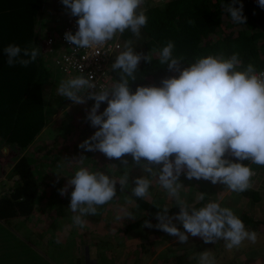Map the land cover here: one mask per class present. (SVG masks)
I'll use <instances>...</instances> for the list:
<instances>
[{
    "label": "clouds",
    "instance_id": "obj_1",
    "mask_svg": "<svg viewBox=\"0 0 264 264\" xmlns=\"http://www.w3.org/2000/svg\"><path fill=\"white\" fill-rule=\"evenodd\" d=\"M146 1L153 2L61 0L70 10L65 15V23L69 13L78 18L77 30L74 34L65 32L64 39L78 49L100 48L126 30L139 39L141 29L148 23L147 9L141 7ZM258 5L264 8V0H258ZM222 7L233 23L246 22L239 0L222 3ZM38 22L37 27L43 33L41 38H52V32L58 30L57 27L43 30L41 16ZM49 44L51 47L53 38ZM174 48V42L168 41L158 53L159 63L178 75L162 78L159 86L138 85L134 92L131 90L130 81H136L140 62L150 63L152 59L151 55L136 51L132 40L124 42L123 51L111 65L118 74V80L111 87L100 85L98 88L93 73L83 75V66L80 75L60 81L58 96L73 104L94 101L85 118L97 130L78 144V148L99 151L110 160H119L120 167L116 164L112 167L122 174L113 178L99 169L92 171L81 166L58 190L59 194L68 195V189H72L68 206L73 214L71 221L82 229L86 226V217L96 215L98 206L117 196V184L121 191L130 186V170L137 167L143 174L131 177L135 185L131 187L132 196L149 197L155 181L179 209L178 213L169 215L170 208L163 207L155 213L157 223L153 225L145 220V227H155L182 244L188 242L189 236L199 237L205 244L222 240L229 251L238 249L244 241L255 244L258 233L247 230L232 209L216 201L199 208L189 205L181 197L185 186L180 177L203 179L213 185L219 183L236 193L251 188L255 173L241 161L264 166V70L257 71L252 63L245 65L236 52L227 57L223 53L197 57L182 67L185 60L173 55ZM4 53L8 66L27 67L40 56L41 49L35 44L24 48L9 44ZM102 103L107 106L100 111ZM8 151V146L0 147L4 155ZM127 156L131 157V164ZM65 159L83 165L87 158L81 154L78 158ZM205 196L200 192L197 200L204 201ZM124 219L136 217L122 208L115 220ZM198 264H216V260L205 250L199 254Z\"/></svg>",
    "mask_w": 264,
    "mask_h": 264
},
{
    "label": "trees",
    "instance_id": "obj_2",
    "mask_svg": "<svg viewBox=\"0 0 264 264\" xmlns=\"http://www.w3.org/2000/svg\"><path fill=\"white\" fill-rule=\"evenodd\" d=\"M231 2L232 0H166L162 3L146 1L141 7L147 9L145 14L148 17V23L141 29V37L137 39L130 30H126L122 35L117 34L120 46L110 56L109 70L112 81L109 87L118 80V74L112 70L111 65L119 52L123 51V44L127 40L133 41L136 51L152 57L150 63L143 60L140 62L136 81H130V88L133 92L138 85L159 86L162 78L178 75V73L168 71L167 65L159 63L158 53L168 41H173L175 44L173 55L184 58L185 62H182V67L194 62L197 57L218 53H223L227 57L236 52L239 53L245 65L252 63L258 70L264 64V8L258 5V0H239V3L243 5L246 22L235 24L222 7V3ZM64 8L61 0H0V146L9 145L14 150L28 149L29 143L41 131L56 108L55 105L52 106L47 102L48 93L42 85L43 79H54L52 74L47 73L49 63L47 64L40 54L36 61L27 67L19 64L10 67L6 63L4 48L9 44L18 45L21 48L32 44L38 46L41 33L37 27L39 22L36 19L41 16L42 11L46 10L48 13L60 11V16H64L67 13V11L66 13L61 11ZM53 86L58 87L56 82ZM57 96V93L53 92L51 100L54 101ZM60 99H58L59 104ZM106 106L105 103L104 108ZM84 128L87 130L88 126ZM229 159L236 162L235 158L229 157ZM241 163L249 165L254 171L255 175L251 178V183L256 176L260 182L256 188L251 187L245 192L236 193L237 195L235 194L230 200L232 207L228 208L233 210L244 225L249 226V230L263 231L264 214L258 217L256 210L258 206L264 207V166L250 164L248 161H241ZM98 167L102 169L101 166ZM11 174L16 176V179L10 176L3 183L0 182V188L8 185L7 191L0 194V219L19 217L31 221L35 215L36 198L39 194L38 178L33 166L23 155L14 164ZM118 185L117 208L113 212L97 211V214L91 215L90 219V222L95 223V235H104L111 227L115 232L111 239L105 235L101 240L93 237V241L109 252L120 251L126 255L129 253L128 250L138 248V254L143 250L148 254L154 242V236L161 233V230L155 227H145L143 222L148 220L155 225L157 223L155 213L166 205L156 197L150 196L144 199L134 196H131V199H122ZM218 185L222 190L228 189L222 184L218 183ZM127 189L131 193V187ZM185 192L182 188L181 197L191 199L190 196L183 197ZM200 192L206 194V191ZM239 197L245 199L242 207L238 204ZM49 200L54 201L50 198ZM191 201V205L197 208L209 202L206 196L204 201L197 199ZM170 203L172 205L168 206L169 215L178 213V207H175L171 200ZM122 208L131 211L136 219L116 221L115 216ZM178 227L183 230L179 223ZM139 228L142 231H139ZM80 231L87 235L85 228ZM165 235L162 240L169 237V234L165 233ZM114 238L115 247L112 248L109 244ZM127 240H130L128 250H124L122 248Z\"/></svg>",
    "mask_w": 264,
    "mask_h": 264
},
{
    "label": "rangeland",
    "instance_id": "obj_3",
    "mask_svg": "<svg viewBox=\"0 0 264 264\" xmlns=\"http://www.w3.org/2000/svg\"><path fill=\"white\" fill-rule=\"evenodd\" d=\"M46 11H42L41 13L42 26L40 25L39 26L43 30L45 29L46 31L52 30L53 27H57L58 31L56 30L57 32L55 31L52 32L53 44L51 47L45 38H41V36H43V33L40 35L41 39L39 38L38 40L39 42L38 46L41 49V57H43V59L47 62V64L49 63L48 64L49 70L52 74L54 73L55 75V78L53 79V83L55 81L56 84L59 85L61 80H65L67 78L55 64L54 57L59 54V49H58L60 45L59 30L65 23L66 14L63 17H61L60 11H56L57 14L48 13ZM61 11H65L66 13V11L69 12L70 10H68L65 7ZM36 20L38 21V19ZM44 25L45 27H43ZM44 85H45L46 91L49 92V89H50L49 85H51V83H49L48 81L47 82L45 81ZM56 90L57 88H55V90L53 89V92L57 93ZM56 98L57 99H54L53 102L55 105L59 106L58 99H60L61 97L57 96ZM69 101H70L69 99L62 97V102L61 101L60 102L63 104V106H65L66 103H68ZM93 103L94 101L91 100L90 104H87V103L73 104L72 106L77 107L78 109L79 107H81L82 109L86 108L87 110H89ZM77 105H79V107ZM104 106H105V103H102L100 111H103ZM70 115H73V114H70ZM74 117L75 116L73 115L70 118H74ZM62 118L63 116L59 117V119L58 117L54 119L56 122L50 125V128L48 129V133H47L49 135V141L51 142L53 146L52 149L55 151V155H58L59 157H61L63 154L65 155V152H69L70 155L79 157L82 153H84L82 155H84L87 158L84 161V165L89 166L87 168H89L92 171L99 169L100 171L106 172L108 175L113 176V178H115V176H117V172L118 171L120 172V170L118 169L120 167L119 160H115V159L110 160L106 158L99 151L88 152V151H83L78 148V144H80L86 138L90 137L93 134V132L96 131L97 129H94L90 125H87L88 129L85 131V128L82 123V121L84 120V117L77 118L76 122L75 120L70 122L68 118H63V122H60ZM73 124H75L76 127H72ZM60 125H64L66 127L70 125L71 127L69 128V130H66L67 128H64L62 132L60 130ZM68 132L70 135H68ZM83 132H85V137L82 136ZM8 147L10 146L8 145ZM11 150L13 152L21 151L17 149L14 150L12 148ZM22 150H26V149H22ZM31 152L32 151L26 152L24 156L27 157L28 159L29 158L28 155ZM18 154L19 153H17L16 155L18 156ZM92 157H94V159H91ZM126 158L128 159L129 164H131L132 163L131 157L127 156ZM90 160H92L91 163H93L91 165H89ZM50 164H51V167L56 170L57 167L53 166V163L51 162V160H49V162H45L44 166H49ZM76 164L78 168L82 166L78 163ZM112 164H116L118 168H113ZM66 165H70V163L66 162L64 165H61L59 169H61V171L68 170L70 172L72 168L65 169ZM98 166H101L102 169H100V167ZM33 167L39 169L40 168L39 162L34 163ZM136 169H137L136 167H132L130 170V175L136 174L137 172L141 175L143 174L139 168L137 169V172L133 173ZM50 172L52 174L54 173V171H50ZM39 174H40V171H38V175ZM61 177L65 178L64 175H62ZM200 182L203 183V185H205L204 187H206L207 184L211 183L203 179L198 181V183ZM259 182H260L259 178L257 179V181L256 180L252 181L251 187L256 188ZM197 189H198V185H196V187L187 188L188 191L186 194L189 193V195H184L183 197H187V198L189 196L192 197L193 194H191V192L193 191L195 193L197 192ZM117 191H118V187H117ZM125 192L127 194V198L129 199V197L132 196V193H129L128 190H125ZM222 192L223 191L218 192L216 190L215 192L210 194L215 199L213 198L211 199L210 197L208 198H210L211 201H216L220 203L221 206L231 208L232 206H231L230 200L232 197L235 196L236 192L230 191V193L234 195H229L227 192H223V193ZM121 193H123V190L121 191ZM150 197H156L158 200L163 201L167 207L168 206L170 207L172 205V203H170V199L168 198L165 190L162 189L159 185H157L155 181H153V184L151 187ZM56 198L57 196L54 197V195L50 197V199L54 201L50 202L49 200V204L47 206L49 210L55 211L54 205L58 204V201ZM243 198L244 197H241V198L239 197L240 200L238 199V204H240L241 207L244 205L243 202L245 199ZM185 200L189 205H191L192 199H185ZM36 208H37L35 210L36 212L41 211L39 210V207H36ZM97 211H99V208H97ZM66 213H68V215H73L70 210H68ZM263 214H264V207L258 206L256 210V216L261 217ZM89 217H91V215L85 218L87 223L84 228L87 231V235L82 234L83 231L82 232L80 231L81 228L76 227L72 225L71 223L65 226L60 224V225L51 227L48 225L42 226V225L37 224V222H35L36 225L32 226L34 228L31 229V232H27V229H30L29 226H23V228L25 229L20 230L21 229L20 225L22 223H19L17 225L15 224L16 222L20 220L19 217L7 218L5 220L6 224L4 223V219H0V264H64L65 262H67V260L69 261V264H77L76 258L74 256H71V258H68L70 253H72L75 250V247H74L75 245H74L73 240H66L65 239L66 237H71V238H74L75 240L76 238L85 240V241H82L83 243L80 244L79 248L78 247L76 248V250L79 249V254H82L86 251V248L84 247L85 242H88V243L94 242L93 241L94 238L95 239L98 238L99 240H101L102 237L105 235L109 236L108 238L111 239L112 234L115 232L113 228L111 227L112 230L110 228L109 232L105 233L104 235H95L94 233L95 225L89 222V219H88ZM32 220H36V217L33 218ZM175 223L177 224V227H178V222H175ZM45 227H47L48 233H46ZM53 227H55L56 232H52V229H54ZM245 228L249 230L248 225H245ZM139 231H142V229L139 228ZM37 232H41L42 235L39 238L43 240L42 241L43 243L41 241L38 242ZM256 232L258 233V239L255 244H252L248 241H244L243 244L238 249L234 248L231 251L227 250L224 247V242L222 240L216 242L215 244H211V243L205 244L199 237L189 236L188 242L182 244V243H178L176 238L170 235L167 239L162 240V238H164L166 235H165V232L161 231V233L159 232L155 236L153 235L155 239H154V242L152 243L151 248H149L148 254L144 253V250L142 251V253L138 254V248H135L133 250H128L127 246L130 240L125 241L123 248H122L124 250L127 249L129 251V253H126V255L125 253H122L120 251L113 250L109 252L105 248H100L98 244H96V252H97V256L98 254H101L104 257V264L110 263V262H112L111 264H134L136 263L135 261L137 259H138L137 264H159V262H161L160 264H166V263L175 264L176 262H179L178 264H186L189 262H191L189 264H198L199 254L205 250L210 251L214 255L216 264H264V230L263 231L256 230ZM130 234H133V233H130ZM58 235H60L59 238H57ZM68 235H71V236H68ZM23 236L26 239H23ZM52 237L53 239H51ZM28 242L31 244H29ZM58 243L61 248L63 247L66 248V250L60 249L58 254L62 256L59 257V259L53 256H50L49 254V253H53V252H50V250L52 249L51 246L54 247ZM114 243H115V238L110 242L109 245H111L112 248H114L115 247ZM43 244L46 245V247L48 246V250H46ZM29 247H32L33 252L29 249ZM47 252L49 253L46 256L44 253H47ZM103 253L106 254V256L103 255ZM115 259H120V261H118L119 263L118 262L115 263L114 261ZM177 259L179 260L177 261ZM98 262H99V257H98ZM88 264H100V263H95L93 260L92 261L89 260Z\"/></svg>",
    "mask_w": 264,
    "mask_h": 264
},
{
    "label": "crops",
    "instance_id": "obj_4",
    "mask_svg": "<svg viewBox=\"0 0 264 264\" xmlns=\"http://www.w3.org/2000/svg\"><path fill=\"white\" fill-rule=\"evenodd\" d=\"M54 14H57V12L55 11ZM61 17H63V16H61ZM54 18H56V17H54ZM57 31H55V32H57ZM47 70H48L47 73L52 74L50 72L49 68ZM52 76H54L53 78H55L54 73L52 74ZM45 81L46 82L48 81L49 83H51V85H49V88H50L49 92L48 91H46V92L48 93V95H47V100L48 101L47 102L50 103L53 106L55 104L51 100L52 99L51 96H52V93H53V87H54L53 85L55 84V81L53 83V80H51V79H48V78L46 80L43 79L42 85L44 87V90H46L45 85H44ZM60 100L62 102V98ZM61 102H60L59 106L55 105L56 108H55V111L52 114L51 118L47 121V123L44 125V127L41 129V131L38 133V135L32 139L31 143H29L28 147L29 146L30 147L28 149L21 150L20 152H15V151L13 152L11 150V148L8 147L9 151H8L7 155H4L2 152H0L1 156H4L3 157V162L7 163V167H8V171H9V176L8 177H10V176L12 177L13 176L11 174V172H12V168H13L14 164L17 162L19 157L23 156L26 152L32 151L28 155V157H29L28 160L32 164V166L34 165V163L39 162L40 168L37 169V168L33 167V170L35 172L36 177L38 178V189H39V194H38V196L36 198L37 201H36L35 210L37 209L36 207H39V210H41V211L40 212H36L35 211V215L32 218L36 217V220L29 221V220H26V218H19L20 220L18 222H16L15 224L17 225L19 223H22L20 225V228H21L20 230L25 229V228H23V226H29L30 229H27V228L26 229H27V232H31V229L34 228L32 226L36 225L35 222H37V224L42 225V226H47L48 225V226H51V227L52 226H56V225H60V224L64 225V226L65 225H69V223L72 224V221H71V216L72 215H68V213H66L68 210H70L68 208V206H69V203H70V192H71L72 189L69 188L68 189V193L69 194L68 195H64V196H61L59 194L58 190L63 188L66 185L67 179L73 175L74 171L76 169H78V167H77L76 163H70V165H66L65 169H67V168L71 169L72 168L70 170V172L68 170H62L61 171V169H59V168L61 167V165H64L66 162H68L65 158L72 159L74 157L78 158V156H72V155L69 154V152H65V155L63 154L61 157H59L58 155H55V151L52 149L53 146H52L51 142L49 141V135L47 133H48V129L50 128V125H52V123L56 122L54 119H56L57 117L59 119V117H61V116H63V118H68L70 122L73 121V120H75V122H76L77 118L84 117V120L82 121L83 126L90 125V123H88L86 121V118H85L86 117V113L88 111L86 108L82 109L81 107H79V105H77L79 107V109H78L77 107L72 106L73 105L72 101L71 102L69 101L70 103L69 102L66 103L65 106H63V104ZM70 114H73L75 117L74 118H70L71 116H73V115H70ZM63 118L61 119L60 122H63ZM70 127H71L70 125H68L67 127L64 126V125H60V130L63 132L64 128H67L66 130H69ZM72 127H76L75 124H73ZM43 133H44V135H43ZM68 135H70L69 132H68ZM82 136L85 137V132H83ZM1 146L3 147L5 145H1ZM17 153H19L18 156L16 155ZM82 154H84V153H82ZM93 159H94V157H93ZM49 160H51V162L53 163L54 167H57L56 170L51 167V164L49 166H44V163L45 162H49ZM42 166H44V167H42ZM82 166L89 167V166H85L84 164ZM38 171H40L39 175H38ZM50 171H54V173L52 174ZM135 172H137V170H135L133 173H135ZM67 173H69V174H67ZM120 174H122L121 171L120 172L118 171L116 178H118ZM62 175H64L65 178H62L61 177ZM140 175L141 174H139L137 172L136 174L130 175V177H138ZM257 179H258V177L256 176V178L254 180L257 181ZM180 181L185 186L183 188L186 191L185 193H187V191H188L187 188L196 187V185L199 186L198 189H197V192H195V193L193 191L191 192V194H193L192 197H191V199L193 201H195V199H197L200 191H206V194L211 199L213 197L210 194L215 192L216 190L218 192L221 190L223 192H227L229 195H234V194L230 193L229 189H225L224 188L222 190L220 185L207 184L206 187H204L205 185H203V183H201V182L198 183V181L195 180V179L187 180L183 175L180 177ZM134 186L135 185L134 184L132 185V182L130 180L129 188L130 187H134ZM7 187H8V185H5L2 188H0V194H4L7 191ZM151 187H150V192H151ZM125 190H128V189L127 188L124 189L123 193H121V190H120V187H119V192H120L119 194L122 195V199H128ZM51 195L52 196L54 195V197L57 196L56 199L59 201L58 204L54 205L55 211L49 210L48 207H47L48 204H49V198H50ZM184 195H189V193L188 194H184ZM207 195H206L207 200L211 201V199L208 198ZM213 199H215V198H213ZM219 199H220V197H219ZM167 203H169V202H167ZM117 204H118V197L117 198L115 197L111 202H109V203H107V204H105L103 206H98V208H99V211H101V212H104L105 210L113 212L114 208L115 207L117 208ZM191 204H192V202H191ZM88 219H89V222H90L91 217H89ZM4 223L6 224L5 220H4ZM90 223L95 224L94 221H91ZM45 228H46V233H48L47 227H45ZM53 228L54 229H52V232H56L55 227H53ZM34 230H36V229H34ZM37 235H38V239H37L38 242L39 241L42 242L43 240L39 238L42 235L41 232H37ZM59 236L60 235H58L57 238H59ZM68 236H71V235H68ZM23 239H26V238H24V236H23ZM51 239H53V237ZM65 239L66 240H73V242H74L75 250L72 253H70L68 258H71V256H74L76 258L77 264H88L89 260L90 261L93 260L95 263L104 264V257L101 254H98V256H97L96 242H90V243L85 242L84 243V247L86 248V251L84 253H82V254H79V249L76 250V248L77 247L79 248L80 244L83 243L82 241H85V240L78 239V238H76V240H75L74 238H71V237H66ZM29 244H31V243H29ZM44 246H45L46 250H48V246L47 247H46V245H44ZM58 246H59V243L56 246H54V247L51 246L52 249L50 250V252H53V253L47 252V253H44V254L47 256V254L49 253L50 256H53V257L59 259V257L62 256V255L58 254L60 249L61 250H66V248H64V247L61 248L60 246L59 247ZM29 249L31 251L33 250L32 247H29ZM103 255L106 256V254H104V253H103ZM98 257H99V262H98ZM114 261L116 263V262L120 261V259H115ZM137 261H138V259L135 261L136 263H134V264H137ZM111 263L112 262L105 263V264H111ZM160 263L161 262H159V264ZM64 264H69V261L67 260V262H65ZM166 264H173V263H166Z\"/></svg>",
    "mask_w": 264,
    "mask_h": 264
},
{
    "label": "built area",
    "instance_id": "obj_5",
    "mask_svg": "<svg viewBox=\"0 0 264 264\" xmlns=\"http://www.w3.org/2000/svg\"><path fill=\"white\" fill-rule=\"evenodd\" d=\"M153 2H164L166 0H150ZM77 17L70 15L67 16L64 30L60 33L58 47L59 54L54 57L55 64L59 70L68 79L81 74V66H83V75L88 76L89 73L94 74V82L98 88L100 85L109 87L112 81V75L109 70L110 56L113 51L119 48L120 44L117 40V36L107 42L100 48L90 49H78L75 46L69 44L64 39V33L71 31L73 34L78 28L76 24ZM48 43L52 42V38L48 37ZM264 70V64L260 66L257 71ZM3 157L0 154V182H4L8 179L9 171L7 163L3 162ZM12 179H16V176H12Z\"/></svg>",
    "mask_w": 264,
    "mask_h": 264
}]
</instances>
